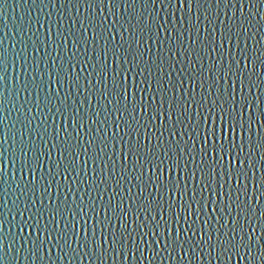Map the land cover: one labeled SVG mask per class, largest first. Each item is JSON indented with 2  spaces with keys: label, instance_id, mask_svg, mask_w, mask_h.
Wrapping results in <instances>:
<instances>
[{
  "label": "snow or ice",
  "instance_id": "1",
  "mask_svg": "<svg viewBox=\"0 0 264 264\" xmlns=\"http://www.w3.org/2000/svg\"><path fill=\"white\" fill-rule=\"evenodd\" d=\"M67 3L72 4L73 0H67ZM75 3L78 12L80 4L93 10L91 17H85L79 21L80 31L86 35L89 27L94 32L97 27L101 29L100 32H95L94 40L97 44L100 39H104L106 42V47L102 52L104 61H107L109 53H111L117 63L121 65L124 73L131 71L133 77L139 76L144 79L134 80L133 87L136 91H132L127 84L128 77L124 76L122 83L121 71H116L113 76V87L108 89L106 64L99 71H97V65H92V70L88 72L87 77H82L81 72L88 68V63L85 60L78 61L76 59L79 53V48H77L70 57L72 63L69 64L68 69H65L61 63L52 79L63 87V81L67 75L71 89L75 92H80L83 79L87 81L89 97H85L77 107L72 109V117L67 115L68 104L66 102L72 98L73 91H69L68 95L59 101V106L52 104L54 94L51 90L43 97L48 113H51L53 117L59 114L64 120L63 135L67 138L61 140L62 133L59 128L53 129L54 135L49 132L48 128H44L43 131L32 129V121L36 117L21 113L23 120H20L19 117L18 120L25 129L19 140L21 172L27 170L32 179L26 181L21 176L16 184L19 193L13 200V207L16 209V214L22 218L19 233L5 234L3 227L7 221L0 219V264H5L6 257H10L7 259V264H14L16 260L20 259L21 251L25 253V259H30L32 264H39L44 259L45 245H49V260L52 259V248H59L62 255L58 256L57 260L61 261L64 257H69L74 262L77 256H87L90 259L96 257L103 262L107 260L109 252L114 258L123 256L127 259L129 243L132 245L133 256L139 253L141 257L145 251L141 245L146 244L147 249L153 253L151 257L153 261L160 255V249L163 248L168 252L169 258H173V254L177 250L183 252L184 256L180 257L181 260L189 257V252H191L190 264L198 256H206L209 261L214 258L221 264H230L234 256L241 259L247 257L249 264H253L256 260L264 264V247L259 248V256L255 253L257 245L264 244V236L257 238V223L259 231L264 233V205L260 203L261 198L264 197V174L260 176L259 182L256 179L257 172L264 173V165L257 168L258 162L254 160L257 150H259L261 152L260 160L264 161V124L260 125L261 131L254 136L253 127L257 123L255 113L259 107L260 96H255L252 91L253 88H258L261 95H264V87H261L264 85V79H261L259 83L252 80L253 74L259 75L255 70L257 60L260 62V67L264 68V58H262L264 51L254 59H249L248 56L250 40L257 47L264 43V33L260 34L259 40L256 39L257 33L264 29V12L260 11V5L264 4V0H75ZM39 4L41 9L54 8L56 0H48V3H45V0H39ZM176 4H179L181 9L187 7L189 13L195 4L198 11L203 8L207 13L204 16L207 27L203 33L201 32L200 16H196L195 23H193L191 15L187 17L189 39L192 45H196L199 41V49L189 48L185 45V29L183 28L185 19L183 17L179 21L167 18L166 9L175 7ZM205 4L208 7L205 8ZM98 5L99 11L103 12V9L107 7L113 16H116L113 9L123 7L128 19L121 24L120 20L124 17L117 16L115 21L109 24L105 15L98 22L95 16ZM137 5L142 6L145 10L150 7L156 9L159 6L160 9L165 10V18L161 19L159 12L156 15L149 13L151 17V24H149L144 12L141 11L137 14ZM213 5L217 9L214 18L211 15ZM60 6H64V0H61ZM221 12L227 17L228 23L220 21L221 36L220 42L217 44L216 21L219 20ZM257 13H259L260 19L254 24L253 19ZM174 15L175 13H173ZM46 16L51 23L52 13H47ZM85 20L87 23L84 22ZM37 23H39V17ZM59 23L63 24V17L60 18ZM76 23L77 20L72 19L70 33ZM170 23L172 29L168 27ZM176 23L182 27L176 29ZM252 29H256V31H252ZM193 30L195 38H192ZM173 31L178 34L173 36ZM113 32L119 34L123 41L118 47L109 46L112 41L108 40V35ZM162 32H167L168 36L161 37ZM250 32L251 35H249ZM125 33L128 34V39H125ZM58 35L67 43V37L62 31H59ZM146 35L149 40H153L155 37L153 43L159 44L157 58L145 59L144 38ZM50 36L51 27L49 29ZM73 39L75 44L80 43V39L76 37ZM115 39L116 37L112 36V40ZM165 39L168 42L167 52L165 51ZM225 42L237 49L239 55L230 48L228 55L225 56L223 52ZM20 43L25 44V41L21 39ZM56 43L59 45V41ZM2 44L3 42L0 41V46ZM147 51L149 54L152 53L151 48ZM202 51L206 55H202ZM193 52H195V60L192 59ZM216 53L219 54V59L214 55ZM15 55L19 59L20 54L15 53ZM99 55H97V60H99ZM121 55H123L122 63ZM177 56L187 58L188 67L183 66L182 59H175ZM205 59L211 61L207 68L203 63ZM55 60L56 57H53V68H56ZM7 63V52H0V82H4L5 85ZM77 63L84 64V68L77 70ZM177 64H180L181 67L177 68ZM197 64H199V69H196ZM123 65H128V67H123ZM194 69L196 70L193 71ZM173 72L177 73L176 78H173ZM205 72L208 73L207 76ZM157 73L158 75H156ZM246 73L251 74L246 76ZM51 75L50 73V77ZM93 75L97 77L98 82L104 83L105 91L100 95L107 103L101 102L100 107L96 108L88 118V131L91 132L92 124H103L105 127L103 132L97 128V134L89 135L88 140L84 141L81 131L76 130L85 128L88 115L87 113L82 114L85 101L89 108L93 107L90 99L91 90L94 87L91 80ZM154 75L156 76L155 87H153L152 80ZM52 79H50V84ZM198 80L199 84L197 85ZM31 84L43 90L42 81L36 85L34 78ZM144 84L147 85V88L141 86ZM197 86L201 90L199 96L196 94ZM23 87L30 96L29 83L26 82ZM4 90L7 88L5 87ZM110 93L115 95V101L108 99ZM137 93H143V95L137 98ZM55 96L58 98L59 92H56ZM7 99L8 97L0 99V109L4 108V100ZM254 102L256 107H253ZM40 104L41 98L37 96L36 107L40 108ZM49 104L52 106L48 107ZM26 110L28 113L32 112L30 107ZM101 111L106 114L103 121L99 119ZM113 111L119 113V117L112 122L115 132L109 135L106 126ZM259 115L260 119L264 120V110L260 111ZM47 118L45 116V121L41 123L46 122ZM4 119L6 117H0V123H3ZM69 119H71L70 125L68 124ZM121 123L125 129L123 134H121ZM15 126V124L12 125L13 128ZM69 126L74 130L75 135L67 131ZM33 132H35V136H32ZM25 136L30 138L25 140ZM37 137L40 143H36ZM53 138L56 143L49 144V139ZM145 139L147 143H145ZM3 143L7 144V139ZM16 143L13 138V146ZM98 143L99 147H97ZM116 145H123L121 155L125 161L119 172L116 168ZM110 148L111 152H109ZM53 150L58 152V160H53ZM82 155L86 157L83 161H81ZM129 156L133 158L131 169L127 165ZM45 157L49 161V167L46 171L40 172L41 183L38 186L36 173L45 168ZM7 158L8 148L0 147V186H2L0 194L5 197L8 196V188L11 186L7 180L3 179L5 175L4 161ZM12 158L10 163L14 164L17 159L15 151L12 152ZM89 162L93 164L99 162L103 165L99 172L96 168L92 169L96 176H101L99 183H96L95 177L91 179L90 184L86 179ZM81 164L83 168H81ZM109 164H111V170H109ZM147 170L151 171V176L147 174ZM176 170L181 172L183 186L181 179L174 178L172 175ZM165 171L168 172L167 180H165ZM132 172L136 173L134 177ZM57 176H63L64 180L71 179V183L68 184L66 192L62 185H57L58 195L64 192L65 199L59 204L54 203L49 207L44 203V197L50 193ZM133 179L136 181L135 183H132ZM126 180L130 187L127 189V196L124 197L121 196L122 183ZM233 181H235V187H233ZM109 182H111V200L104 205L106 209L104 219L108 221L109 226L112 225V216L109 213L115 212L112 204L117 196H121L119 204L116 205L119 208V214H117L121 228L119 234L116 231L109 233L108 227L100 221V213L95 206L96 197L91 195L95 190H109ZM193 182H195V187L191 186ZM226 184L229 192L228 203L225 205L222 201L223 189ZM81 185L87 186V190L84 191ZM101 185H104L103 190H101ZM250 185L255 190L253 194L249 192ZM133 188L138 189L140 194L137 195L133 192ZM152 189H155L157 195H153ZM189 189H191V193ZM81 191L84 192V195L78 197L79 203L74 201L69 204L68 194L74 195ZM38 192L39 196H37ZM145 192H147V196H144ZM165 192L172 200L167 210L164 209ZM29 193L33 197L31 200L28 199ZM205 193L219 195L221 202L211 200L205 196ZM84 196H88L92 201L87 206L84 205ZM176 196L179 197V208L176 205ZM37 199L40 200V206L33 212L32 209L36 205ZM49 199H51L50 196ZM100 199H103L102 195ZM125 199L131 200V206L127 210L124 207ZM253 200H255V204ZM21 201L24 205L22 209L19 207ZM3 204L6 208L7 200ZM209 204L214 206L212 211L215 213L216 223L212 224L213 216L208 215L202 221L203 227L198 229L197 225L201 222V214L209 211ZM258 206L259 217L256 215ZM65 209L72 217L71 235ZM87 210L95 213L97 224L104 228L101 233L103 239L100 243L96 241L95 226L89 236L85 225V235L82 240L79 238V233L75 231L76 225L80 223L78 217H86ZM157 210L159 211L157 212ZM8 211L11 212V209ZM233 211H235V215H233ZM129 212L135 216V228L128 224ZM225 212L229 217L228 221H224ZM25 213L28 214L27 217H25ZM45 214L50 219L45 220ZM142 214H144L143 220L141 219ZM157 215H159V219H157ZM166 215L172 216L177 225L183 218L186 227L177 228L173 234L172 221L167 220ZM193 216L195 219H191ZM61 220L64 221L63 227H61ZM162 225L167 236L163 243H161L160 235ZM25 228L30 230L27 236L24 235ZM189 232L191 235H186ZM198 232L203 234L197 240L194 237L198 235ZM32 233L41 235H32ZM44 235L47 236V239L42 238ZM73 236L77 237L78 248L72 247ZM146 236L151 237L150 243L144 239ZM138 237L139 243H137ZM53 240L55 243H52ZM5 241H7V245H5ZM201 247L202 251L197 252V248ZM13 253L14 255H11ZM52 264H56V262L53 261ZM141 264H143L142 260Z\"/></svg>",
  "mask_w": 264,
  "mask_h": 264
},
{
  "label": "water",
  "instance_id": "2",
  "mask_svg": "<svg viewBox=\"0 0 264 264\" xmlns=\"http://www.w3.org/2000/svg\"><path fill=\"white\" fill-rule=\"evenodd\" d=\"M45 3H48V0H45ZM61 0H56V7H45L41 9L39 0H0V41L3 42L2 46H0V52H7L8 57V63H7V82L6 85L4 82H0V99H4V97H8L7 100H4V108L0 109V117H6L4 119L3 123H0V147L8 148V158L4 161L5 164V175L3 179L7 180L9 182V185H11L8 188V196L5 197L2 194H0V219H4L7 221V223L4 224L3 232L9 233V232H16L19 233V225L21 221V217L16 214V209L13 207V200L16 199L17 194L19 193V188H17L16 184L20 180V177L23 176L24 180L30 181L32 177L28 174L27 170H25L23 173L21 172V163H20V145L19 140L21 138V133L25 131L23 124L20 123L18 120V117L20 120H23L24 115L28 116H35L36 118L32 121V129H36L37 131H43L44 128H48L50 133H53L54 128H59L61 130V140L66 139L67 137L63 135L65 124L62 117L57 114L55 117L51 115V113H48L47 107H45V104L43 102V97L45 94L51 90L54 94L52 104H55L56 106H59V101L63 100L65 96L68 95L69 91H73L71 89V86L68 82L67 75H65V79L63 81V87L59 83H56L52 77L55 76L56 72L59 70V66L61 63H63V66L65 69H68V66L70 63H72L70 57L72 56V53L79 48V53L76 57V59L79 60H85L88 63V68L81 72L82 77H87L88 72L92 70V65H97V71L100 70L101 67H104L106 64L107 67V87L108 89H112L113 87V76L115 75L116 71H121V82L123 83L124 76H127V84L132 89V91H136L133 87L134 80H141L144 79V77H133L131 75V71L128 73H124L122 71L121 65H119L115 59L109 53L108 59L105 62L104 57L102 55L103 50L106 47V42L104 39H100L99 44H97L94 40L95 32H100L101 29L99 27L96 28L95 32L91 27L88 28L86 35L80 31V24L79 21L81 19H84L85 17H91L93 15V10L87 8L85 5L80 4L79 5V12L77 11V5L75 3V0H73L72 4H68L67 0H64V6L61 7ZM205 8L208 7L207 4L204 6ZM221 8H223V5H221ZM144 12L145 17H147V22L151 24V17L149 16V13L152 15H156L157 12H159V15L161 19L165 18V10L160 9L159 6L156 9H152L151 7L147 10H145L142 6L137 5V14L139 12ZM168 16L167 18L169 20L173 21H179L182 17L185 19V23L183 25L184 31V43L189 48H200V42L197 41L196 45L191 44V40L189 39V33L187 31L189 25L187 22L188 15H191L193 23L196 21V16L199 15L200 19L202 21L201 23V32H204V29L207 27V22L204 20V16L207 14L204 12V9L201 8L199 11L197 10V7L195 4L192 6L191 13L188 12V8L184 7L181 9L179 7V4H176L175 7H169L166 9ZM217 9L215 5L211 8V15L214 18L215 13ZM260 11L264 12V4L260 5ZM113 12L116 13V16H113L112 13H109L108 8L105 7L103 9V12L99 11V5L97 6V10L95 11V16L97 18V21L107 16V19L109 21V24H112L117 16H123L124 19L120 20V23H125V20L128 19L127 13L125 12L124 8L121 7L119 9H113ZM52 13V19L51 23H49L46 14ZM173 13L175 15L173 16ZM231 15V13H229ZM238 15V13H237ZM39 17V23H37V18ZM63 17V24L59 23L60 18ZM72 19H76L77 23L75 25V28L72 29L71 33L69 32V29L72 28L71 21ZM260 19L259 13L256 14L255 18L253 19V23ZM220 21H224V23H228L227 17L223 15V12H221V15L219 17V20L216 21V41L217 44L220 42V36H221V23ZM87 23V20L84 21ZM51 27V36L49 37V29ZM170 29H172V24L170 23L168 25ZM182 26L179 23L175 24L176 29H180ZM62 31L64 35L67 37V43H65L64 39H61L58 35V32ZM252 31H256V29H252ZM264 33V29H261L260 32L257 33L256 39H260V34ZM173 36H176L178 33L176 31H173ZM125 39H128L129 36L127 33L124 34ZM251 35V32L249 33ZM112 36H115L116 39L112 40ZM168 36L167 32H162L161 37L166 38ZM28 37H31V39H28ZM73 37H76L80 39L79 44L74 43ZM192 38H195V32L193 30V36ZM21 39L25 41V44L27 45V48L25 49V44L20 43ZM155 37H153V40ZM108 40L112 41V44L109 46H119L120 43L123 41L121 40V37L117 33H109ZM153 40H149L147 38V35L144 38V51H145V59L151 60L153 58H157L159 53V44L153 43ZM57 41H59V45H57ZM125 47H127V44H125ZM211 47V45H209ZM152 49V53H148V49ZM168 48V42L165 39V51L167 52ZM232 49L233 52H235L237 55H239V51L235 49L232 45H229L227 42H225L223 52L225 56L228 55L229 49ZM179 50V49H177ZM264 51V43L260 44L259 47L253 42L249 41V48H248V56L249 59H254L255 56H260V53ZM15 53H19L20 57L17 59V56ZM59 53V55H58ZM99 55V60H97V55ZM202 55H206L203 51L201 52ZM216 58L219 59V54L216 53ZM53 57H56L55 64L56 68H53ZM61 57L63 58L61 60ZM25 58L27 60V64L25 65ZM264 58V57H262ZM131 59V58H130ZM175 59H182L183 60V66L188 67V61L185 57H175ZM192 59L195 60V52H193ZM123 60V55H121V63ZM205 64V68L211 63L209 59H205L203 61ZM37 65H39V68H37ZM243 66V64H242ZM26 67V71H25ZM123 67H128V65H123ZM167 68V65L165 66ZM177 68L181 67L180 64L176 65ZM84 68V64L77 63L76 69L80 70ZM196 69H199V64H197ZM194 69L193 71H195ZM255 70L259 73V75H252V80L259 83L261 79H264V68L260 67V62L257 60L255 64ZM50 73L52 74L50 77ZM251 73H246V76ZM158 75V73L156 74ZM205 75L207 76L208 73L205 72ZM173 78L177 77V73H172ZM35 78L36 85L40 84L41 81L43 82V90H41L39 87L31 84V81ZM155 78L154 75L152 77L153 80V87H155ZM50 79H52L51 84ZM92 84L94 87L91 90V104L92 108H89L88 103L85 101L84 103V113H87L86 116V123L85 128L83 130L77 129L76 131H81V136L84 141H87L89 138V135H96L97 134V128L100 129L101 132H103L105 125L103 124H92L91 125V132L88 131V118L91 117V114L95 111L96 108L100 107V103L104 102L107 103L106 100L100 95L101 92L105 91L104 83L98 82L97 77L95 75L91 78ZM29 83V91L31 92V95L29 96L28 91L24 90V84ZM199 84V80L197 81V85ZM142 87L147 88V85H141ZM5 87L7 90H4ZM261 87H264L262 85ZM17 89H19V92H17ZM239 90V89H238ZM200 89L197 86L196 94L199 96ZM253 94L255 96H260L259 100V107L256 110L255 113V119L257 123L253 127V134L254 136L258 134L261 129L260 125L264 124V120L260 119V111L264 110V95H261L260 89L253 88ZM9 92L11 95L9 96ZM59 92V97L57 98L55 96V93ZM143 95V93H137V98L139 96ZM37 96L41 98V104L40 108L36 107V101ZM149 96H151V93H149ZM85 97H89V92L87 88V81L82 79L81 82V89L80 92L73 91V96L70 98L66 103L68 104V111L67 115L68 117H72L73 111L72 109L78 106V103L80 101H83ZM108 99H111L115 101L116 97L113 93H110L108 96ZM28 102V103H26ZM150 102V101H149ZM52 104H49L48 107H51ZM30 107L32 109L31 113L27 112V108ZM111 107V106H109ZM253 107H256V104L254 102ZM55 110V109H53ZM151 111V110H150ZM10 112V115H9ZM105 112L101 111L99 119L103 121L105 119ZM45 116H47V121L44 123H41L45 121ZM141 116H143V113H141ZM119 117V113L113 111L111 113V119L109 120L108 125L106 126L108 129V134L111 135L113 132H115V128L112 126V122L115 121ZM166 118V113H165ZM24 123H27V121H24ZM158 123V122H157ZM15 124V128L12 127V125ZM68 124H71V119H69ZM11 129V131H9ZM123 124L121 123V134L124 132ZM67 131L71 132L73 135H75L74 130L69 126L67 127ZM143 132V130H142ZM54 135V133H53ZM32 136H35V132L32 133ZM13 138L16 140L15 146H13L12 141ZM25 140L29 139V136L24 137ZM7 139L8 143L4 144L3 141ZM75 142V141H74ZM155 142V141H153ZM36 143H40L39 138H36ZM56 143V140L49 139V144ZM145 143H147V140L145 139ZM99 143L97 144V147H99ZM200 147H203V145H200ZM16 152L17 159L15 160V163H10L12 158V152ZM112 149H109V152H111ZM115 151L117 153L116 160V168L119 172V169L122 165H124L125 161L122 158V151H123V145H116ZM198 151V149H197ZM31 155V154H30ZM261 152L257 150L256 155L254 156V160L257 161V168H261L262 165H264V161L260 160ZM52 158L53 160L59 159V154L55 150L52 151ZM86 159L83 155L81 156V161ZM132 161L133 158L129 156V159L127 161L128 168H132ZM44 165L45 168L38 170L36 173L37 178V185L41 183L40 181V172L46 171L49 167V161L45 157L44 158ZM103 165L97 162L96 164H93L89 162L87 167V177L86 179L89 181V184L91 183V179L95 177L96 183H99L101 176H96L95 173H93L92 169L96 168L97 172H99L100 168H102ZM81 168H83V165L81 164ZM109 170H111V164H109ZM147 174L149 176L152 175L150 170H147ZM264 174L261 172H257L256 179L257 182H259L260 176ZM83 175V173H82ZM102 175V174H101ZM136 175L135 172H132V176L134 177ZM174 178L181 179V172L180 170H176L173 174ZM15 178V179H14ZM75 178V177H73ZM168 179V172L165 171V180ZM219 179V177H218ZM136 181L133 179L132 183H135ZM71 183V179L64 180L63 176H57L55 181L52 184V188L50 190V193L44 197V203L51 207L54 203L59 204L61 201L65 199L64 192L67 191L68 184ZM109 190L106 191H100L95 190L91 193L92 197H96V209L100 213L99 219L103 222L104 226L108 227L109 233L112 231H116L117 234H119L121 228L120 223L117 220V214H119V208L116 207V205L119 204L121 196L126 197L127 196V189L130 187L129 183L124 181L122 183V189L121 196H117L115 202L112 204V207L115 209L114 213H109V215L112 216V225H108V221L104 219L105 214V207L104 205L108 204V202L111 200V182ZM60 184L64 188V192L57 193V185ZM181 185L183 186V180L181 179ZM192 187H195V182L192 183ZM75 187V185H73ZM233 187H235V181H233ZM81 188L84 189V191L87 190V186L81 185ZM104 189V185H101V190ZM153 195H157L155 189L151 190ZM191 193V189H189ZM219 191V189H217ZM254 188L250 185L249 192L250 194L254 193ZM0 192H2V186H0ZM133 192H135L137 195H139V191L136 188H133ZM228 192L229 188L226 184L223 189V204L228 203ZM40 193H37V196H39ZM84 195V192H77L74 195L69 193L67 196V201L69 204H72L74 201L75 203H79L78 197ZM102 195L103 199H100V196ZM49 196L51 199H49ZM144 196H147V192L144 193ZM206 197H209L211 200H216L218 203L221 202V197L219 195H212L211 193H205ZM143 198V197H142ZM150 198V197H149ZM157 198H159L157 196ZM28 199H33L31 193H29ZM176 205L177 208H179V197L176 196ZM7 200V207H4L3 202ZM92 201L88 196H84V205L87 206ZM172 200L169 197V194L165 192V202H164V209H168L169 203H171ZM253 203L255 204V200H253ZM261 205H264V197L261 198ZM23 201L20 202L19 207L23 208ZM40 206V200L37 199L36 205L33 207V212L37 207ZM131 206V200L125 199L124 207L127 210ZM213 205L209 204V211L207 213L201 214V222L198 223L197 228H202L203 223L202 221L208 216L212 215L213 220L211 221L212 224L216 223V217L215 213L212 211ZM11 209V212L8 210ZM76 211H79V209H76ZM159 210H157L158 212ZM218 211V209H217ZM27 213H25V217H27ZM65 215L67 216V220L69 222V232L70 235L72 234V228H71V221L72 217L71 215H68L67 209H65ZM233 215H235V211H233ZM257 217L260 216V210L259 206L257 207ZM13 216H15V219H13ZM165 218L167 220L172 221V229L173 234L177 228H185L186 225L184 224L183 218H181L180 224L177 225L174 221V218L170 215H166ZM50 219L47 214H45V220ZM80 220V223L76 225L75 231L79 233V238L82 240L83 236L85 235V225L87 227L88 235L91 236L92 229L95 226L96 227V241L97 243H100L103 239L101 233L104 231V228L97 224V217L94 212L91 210H87V216L86 217H78ZM141 219H144V214L141 215ZM157 219H159V215H157ZM191 219H195L193 216ZM229 217L227 215V212L224 214V221H228ZM61 227H63L64 221L61 220ZM128 224L132 227H136V219L132 212H129L128 214ZM53 227H55L53 225ZM30 230L25 228L24 235H29ZM203 233H199L194 239H199L200 235ZM32 235H41L39 233H32ZM160 235H161V243L164 242V240L167 239L165 228L162 225L160 229ZM186 235H191V233H187ZM53 236H55V233H53ZM264 236V233H261L259 231V224L257 223V238ZM43 239H47V236H42ZM110 238V237H109ZM147 242H151V237L146 236L144 238ZM77 237H72V247L78 248L79 245L77 244ZM19 240L17 243L19 244ZM52 243H55L53 240ZM137 243H139V237L137 238ZM5 245H7V241H5ZM107 246V245H106ZM145 249L143 257L140 256L139 253H136L135 256L132 254V245L129 243V253L127 256V259H125L123 256L114 258L109 252V256L107 260L101 261L100 259H96V257H92L91 259L87 256H77L75 261L69 259V257H64V259L57 260L58 256H61L62 253L60 252L59 248H52L51 250V257L52 259L49 260V245H45L44 249V259L39 262V264H52L53 261L56 262V264H141V260L143 261V264H190L189 258L191 257L192 253L189 252V257L184 258L183 260L180 259V257L184 256V253L177 250L176 253L173 254V258H169L168 252L164 251L163 248L160 249V255L156 257V259L153 261L151 259L153 253L147 249L146 244L141 245ZM187 248V245H185ZM264 247V244H258L255 253L257 256L260 255L259 248ZM201 248H197V252H201ZM210 251V250H209ZM11 255H14L11 254ZM71 255V253H70ZM10 257H6L5 264H7V259ZM14 264H32L30 259H25V253L21 251L20 253V259L16 260ZM191 264H221L219 260H215L214 258L209 261L206 256H198L195 260L191 261ZM230 264H249V260L247 257L241 259L239 257L234 256L230 262ZM253 264H261L259 260H256L253 262Z\"/></svg>",
  "mask_w": 264,
  "mask_h": 264
}]
</instances>
